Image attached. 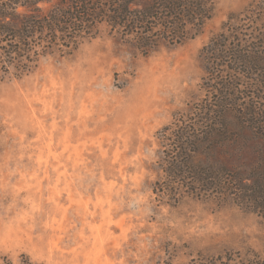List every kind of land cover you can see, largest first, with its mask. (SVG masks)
Listing matches in <instances>:
<instances>
[{"label": "rangeland", "instance_id": "374dc122", "mask_svg": "<svg viewBox=\"0 0 264 264\" xmlns=\"http://www.w3.org/2000/svg\"><path fill=\"white\" fill-rule=\"evenodd\" d=\"M263 0H215L200 33L148 55L102 26L0 83V264H189L264 250L233 201L160 191L158 132L205 98L202 48ZM49 4H44L47 8ZM178 198V200H176Z\"/></svg>", "mask_w": 264, "mask_h": 264}, {"label": "trees", "instance_id": "16d2710c", "mask_svg": "<svg viewBox=\"0 0 264 264\" xmlns=\"http://www.w3.org/2000/svg\"><path fill=\"white\" fill-rule=\"evenodd\" d=\"M214 2L0 0V83L30 74L56 50L71 55L102 26L144 56L160 44L182 45L200 33ZM202 59L205 98L158 132L160 191L233 201L264 220V0L228 16L202 48ZM3 264L38 263L22 255ZM189 264H264V250Z\"/></svg>", "mask_w": 264, "mask_h": 264}]
</instances>
